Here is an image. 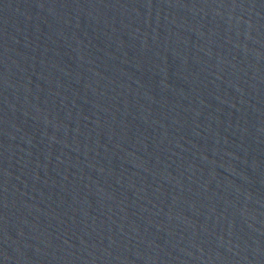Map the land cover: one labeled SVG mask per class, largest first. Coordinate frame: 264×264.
Returning <instances> with one entry per match:
<instances>
[{
    "label": "water",
    "instance_id": "95a60500",
    "mask_svg": "<svg viewBox=\"0 0 264 264\" xmlns=\"http://www.w3.org/2000/svg\"><path fill=\"white\" fill-rule=\"evenodd\" d=\"M0 264H264V0H0Z\"/></svg>",
    "mask_w": 264,
    "mask_h": 264
}]
</instances>
